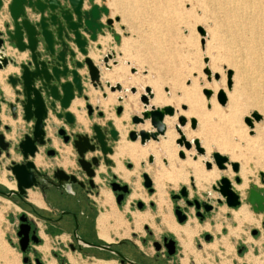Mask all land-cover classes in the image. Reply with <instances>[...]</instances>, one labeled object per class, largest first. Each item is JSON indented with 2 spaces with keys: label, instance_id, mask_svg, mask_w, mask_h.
I'll use <instances>...</instances> for the list:
<instances>
[{
  "label": "rangeland",
  "instance_id": "1",
  "mask_svg": "<svg viewBox=\"0 0 264 264\" xmlns=\"http://www.w3.org/2000/svg\"><path fill=\"white\" fill-rule=\"evenodd\" d=\"M104 1L108 5L110 16L113 19L118 17V20L114 21V23L117 31L120 33L118 34L120 39L118 42L114 43L112 47V50H114V53L116 54L117 64L114 65L112 62H108L111 64V68L106 70L104 66H102L101 71L113 75L111 78H105V80H108L112 83V85H114L115 82L120 83L122 90L119 92L117 90L110 92L109 88L105 85V81H103L101 84L105 89L106 96L103 97L102 92L99 88H97L96 90L98 91V94L95 96L96 98L93 104H96L97 102L95 101L97 100L107 101L109 96H117V93H120V97L122 96L124 99L128 96H131L132 98L135 97L138 106L134 107L133 111H138L142 108V103L138 97L140 93L144 92L143 87L149 86L153 93L154 87L157 85L166 99L178 100V102L174 104L171 102H169V104L177 111L184 114L188 110L189 102L186 99L181 100L182 92L193 90L194 94L192 95V99H196L198 101L199 107L197 115L186 116V118L193 116L197 122L195 129H190L189 122H187L186 126L188 130L193 133V136L188 139L197 138L199 141L202 140L205 143V145H203L204 154L199 155L193 145L188 150L183 146H179L175 141L178 136H175L172 140L174 149H176L177 152L179 148H182L186 151V154L183 158H181L176 153V158L174 159L178 161L186 159L191 161L198 160L202 162L201 165L203 170H210L211 168L206 169L204 161L210 160V153L212 151H218L221 154L228 155L230 161H237L239 163V171L237 173L232 172L229 165L225 170L217 169L214 164L212 166L220 173L229 170L231 173V182L235 187L234 190H236V192L240 195V204H249L246 201L249 187L256 185V187L264 189V1ZM199 27L204 29L203 35H201L199 31ZM241 34L249 35L251 42L245 43L244 41L237 39V37ZM256 38L259 39V43ZM97 46L98 45L91 43V48L89 49L90 52L95 51L97 57L96 61H98L99 58V53L96 52V48L99 49ZM105 48L106 50H111L108 46H105ZM204 58H207L206 63L204 62ZM205 67H208L210 70V80L207 79V76L204 73ZM131 68H134L135 70L131 72ZM228 69L232 70V75L234 72H237V78L232 80L231 88L229 90L226 86V71ZM213 73L219 74V78L217 80L213 78ZM116 75H119L120 77L117 78L115 77ZM121 76H123L126 80L125 83L122 81L123 79H121ZM134 78H140V80L134 82ZM85 87V91L88 88L94 90L88 82H85ZM131 87H135V93L130 91ZM202 88H209L212 90L213 94L209 100H206L205 95L202 93ZM219 89H223L224 92L230 94L231 97V99H229L226 95L227 101L223 106L217 102L215 97V94ZM13 96L14 93L11 91V98ZM116 96L114 98V102L107 101L104 108L100 107L103 110L102 117L94 114L92 117L93 119L91 118L87 121V130H90L89 126L92 123H99L100 125H103L106 121H113L114 117H116L120 118L121 125L126 130V139L130 140L127 132L134 128L135 124L132 122L131 116L129 118H124L122 117L123 113L120 115L116 114L115 106L121 104V101L117 100L119 95L117 97ZM213 102L215 106L226 109L227 106L230 108V104L233 102L232 107L230 108L232 110V116L229 120H227V114L212 111L211 103ZM208 103L210 104L209 106H207ZM181 104L186 105V110H183L180 107ZM252 111H257L262 118L258 122H253L252 133H250V128H248V126L244 123L243 118L244 116H251ZM51 117L56 120L53 115H51ZM8 118L12 119L10 115H8ZM12 120L14 121L12 122V125L15 124L14 126L16 131L14 130V132L10 135L16 138L20 135V129L23 127L24 121L19 115L17 121L14 119ZM173 121L168 127L177 134L174 128V125L177 123V119L174 117ZM161 136L163 135L158 136V139L161 138ZM119 139H121V133ZM158 139L153 141L158 142ZM137 142L139 143V140H137ZM117 143L118 142L114 145L116 146ZM60 149L63 151V148ZM205 149H207L208 152H205ZM64 150H66L64 153L65 156L68 154V157H70L68 152H71L73 155L75 154L71 147L69 150ZM193 155H196L197 159H194ZM16 156L17 155H14L12 152V157ZM147 157L144 161L139 162L138 169L134 174L132 173V175H135L136 178L128 179L131 182L133 181V189L135 188L138 193H141L140 197H143L147 206L146 209L142 211H139L136 207H134L131 214L134 212L146 215L151 214L150 216H146L142 224L145 222L149 223L152 226V231L157 236L159 231H164L165 228L157 222L160 217L158 218V216L155 215L157 214V206L151 198L155 189H153L152 193H148L141 183V172L142 170L144 171L145 165L156 168V164L153 161L148 162ZM122 159L125 158H121V161ZM174 159L172 158V161ZM160 162L163 166H166L167 164L166 161L163 160V157L160 159ZM73 166H75V164H73ZM242 169L249 171L245 180L240 173ZM220 175L225 174L221 173ZM235 175L240 178L239 183L234 182L233 177ZM219 176L214 179L208 187H206V189L202 190H198L195 185H191L190 175H188L186 182H179L177 184L178 186L167 183L165 186V190L167 189L166 196L170 203V216L174 223L178 224L173 213L175 202L174 199L170 197V194L177 192L180 186L184 185L188 188L190 195H195L197 193L200 197L204 198V192H208L210 195H213L212 197H217L219 195L217 191L212 189V185L217 181ZM129 177H131V175ZM243 180L245 184L243 186V190L240 192L236 186L240 185ZM6 182L10 183L8 181ZM137 183L140 185L139 188H136L135 186ZM135 198L136 196H130L128 198V202L134 201ZM148 201H152L155 208L151 209L148 206ZM177 203L180 206L184 204L182 199H179ZM6 207L7 206H3L2 210H0V219H2L3 209ZM218 208L220 209L212 212L209 217L204 219L202 222L199 221L193 214L188 217L189 220H196L199 225V230L192 237L189 243L192 247L193 253L192 251H187L186 253L187 256H189V260L187 261L186 259H183V262L186 260L187 264H244V259L248 258V254L243 257L241 254L236 252L230 239L226 241L224 248L221 249L216 243L212 244L211 241L205 242L202 238V231L206 228L214 234L216 242L218 236L215 231L219 230L221 225V219L218 215L220 213L222 214L221 210L225 209V205L219 206ZM126 209L131 210L128 204L124 206V211H121L120 213L123 216L124 221L128 224L127 226L132 228L133 221H130L131 217L125 214ZM191 211L193 212V209H191ZM247 212L250 221L238 222V226L230 227L232 224L231 221L225 219L226 222L224 225H227L237 231V234L234 236V240H238L240 237L243 240H247L246 244L248 245V253L252 259L254 258L257 260L256 264H264V230L261 225L264 212H261V214L255 213L252 211L251 207L250 211L247 208ZM210 220L213 221L216 228H213L210 225ZM5 225L6 223H4V226ZM205 225L207 227H205ZM6 226L9 228L8 230L1 229L3 233H11V227L8 225ZM255 226L259 231H262V235L260 239L252 240L249 228H253ZM140 233H144L142 228L140 229ZM225 233L226 230L222 232V234ZM0 234L2 233L0 232ZM127 236L129 239H132L130 232ZM7 238L8 236L4 237L3 242L7 252V259L12 264H36L34 261L35 255L42 261V255L30 251V253L27 254L30 262H23L22 257L24 255L19 250L18 240H9ZM251 240L252 243L249 242ZM261 242L262 245L260 246ZM198 243L201 244L199 245ZM219 243L223 242L219 241ZM253 243L261 248L260 252L252 250ZM51 246L55 247L56 245L52 244ZM59 249H57L56 246V250H54V252H61L62 250ZM92 249L94 248H91L90 251H92ZM182 251L183 250H179L176 259L177 261H179V257H182ZM98 252L100 255L107 256L105 250H100ZM52 256L55 257L53 253L47 255V257L51 258ZM69 257L70 261L74 264H98L96 259L85 258L80 254H70ZM191 257L195 260L190 261ZM232 257H234V259H232ZM46 259L48 260V258ZM156 261L158 264H167L161 259ZM0 264H4L1 257ZM113 264L115 263L113 262Z\"/></svg>",
  "mask_w": 264,
  "mask_h": 264
},
{
  "label": "water",
  "instance_id": "2",
  "mask_svg": "<svg viewBox=\"0 0 264 264\" xmlns=\"http://www.w3.org/2000/svg\"><path fill=\"white\" fill-rule=\"evenodd\" d=\"M95 0H86L88 8H83L84 0H0V19H2V26L0 28V70H4L8 65L17 67L16 73H9L5 76L6 84L9 85L14 97L10 101H6V106L9 110V115L12 119H16L18 115L23 121L28 123L33 122L31 134H25L23 138L14 143L13 150L18 152L23 161L11 162L9 167L12 176L16 181V190H11L6 193L7 196L11 194L22 195L25 194L26 189L37 184L35 175L38 171L34 166L31 158L38 145H43L45 142V126L50 121L51 126H55L54 120L49 115H53L56 119H64L71 127L74 124V116L70 111H67L70 100L74 95L80 96L83 93L84 82H88L94 89H102L100 81L101 67L104 66L106 70L111 68L109 60L112 64H117L114 52H107L98 58V64L94 63L89 56V49L91 43L96 42L98 35L104 33V29L109 30L114 21L110 16L108 6L102 1V4L94 2ZM102 14L105 16L104 21H101ZM201 35L204 34V29L199 27ZM115 40H119V36L115 35ZM6 46L16 50L18 53H25L23 60L17 62L16 59L6 53ZM207 62V58H204ZM135 69L131 68V72ZM83 71V72H82ZM204 73L207 79L210 80L211 73L208 67L204 68ZM232 70L226 71V86L231 88ZM213 78L218 79L219 74L213 73ZM110 91L120 90L121 86L116 83L110 86L108 82L105 83ZM130 91L135 93V88L131 87ZM139 100L143 105L140 115H132V122L137 125L148 120L151 129H133L128 132V138L131 141L139 140L140 144H144L149 139L157 140L159 135H163L166 126L163 122L165 115L172 116L174 108L166 105L159 108L149 107L148 100L153 96L150 87L144 88ZM202 93L206 100L212 96L213 92L209 88H202ZM0 103L5 102L4 92L0 87ZM102 96L106 94L102 92ZM216 100L220 105H224L227 101L226 94L223 89H219L215 94ZM11 98V97H10ZM87 97L85 96L84 99ZM121 101V98H117ZM210 104L208 103L207 106ZM87 115H91L93 107L85 104ZM182 109H186V105H181ZM1 109V106H0ZM122 111L121 105L115 106L116 114ZM98 116H102V111H97ZM261 115L257 111H252L251 116H244V123L250 128L252 133L253 122H258ZM189 122L190 129L196 128V119L190 117L187 119L183 115L177 117V123L174 125L179 137L175 139L179 146H184L185 149H190L192 144L196 152L204 154V148L200 146L199 140L193 138L191 141L187 140L181 132L183 127ZM9 131L11 126L9 124L2 125L0 118V153L1 150H7L9 141L4 139L5 134L1 130ZM108 136L102 130L98 123L90 125V132L72 134L71 145L76 155V165L86 174L91 177L93 175L92 166L97 165V157L92 156L86 159L87 152L99 151L104 156V163L111 164V160L106 158L107 154H112V148L107 144V140L116 141L117 130L112 121H107ZM57 133L62 135L64 130L59 127ZM69 136H64V141H67ZM178 156L183 158V151H178ZM196 158V155H193ZM148 162L153 161L152 155H148ZM215 165L219 170H225L227 165L230 166L232 172L239 171V163L237 161H230L228 155L221 154L218 151L210 153V160H206L204 165L206 169H210ZM62 174L63 172L58 169ZM66 177V176H65ZM71 181H75L74 175L68 176ZM143 186L149 192L153 190V183L150 176L143 171L141 173ZM58 178V177H57ZM60 179V178H58ZM191 185L194 186L193 179L190 177ZM235 183L240 182V178L235 175L233 177ZM212 189L217 191L218 195L215 198L216 203L224 202L228 207H237L240 205V195L233 188L231 179L225 175H220L217 181L212 185ZM115 190V187H112ZM185 197L187 204L194 203L198 208L202 206L205 211L212 208L209 201L198 202L195 198L193 201L189 200L188 189L181 185L178 192L170 194L172 199L177 197ZM209 199V198H208ZM210 200V199H209ZM212 200V199H211ZM119 202V199H117ZM246 201L249 203L251 209L255 213L264 212V189L252 185L248 189ZM138 205H141L139 202ZM174 215L177 222L181 223L186 220V215L181 213L178 207L174 209ZM22 223L16 232L18 237V245L20 252H24L28 247L29 240L33 243L39 241V237L34 233L29 236L30 224L27 222V217L22 214L19 216ZM264 229V217L261 221ZM256 233V229L252 231ZM79 246L94 247L99 250L112 252L121 258V263L124 262V257L116 250L111 249L109 243L95 244L86 240L78 239ZM171 248H168V253L174 251L172 245L174 241L171 240ZM158 249V245H155ZM23 262L28 261V256L22 257ZM36 264H43L39 258L34 259ZM128 263L137 264L130 260Z\"/></svg>",
  "mask_w": 264,
  "mask_h": 264
},
{
  "label": "flooded vegetation",
  "instance_id": "3",
  "mask_svg": "<svg viewBox=\"0 0 264 264\" xmlns=\"http://www.w3.org/2000/svg\"><path fill=\"white\" fill-rule=\"evenodd\" d=\"M19 54H23V53H19ZM17 62H19V61H17ZM17 70H18V68H17ZM16 72H13V73H16ZM3 80H4V82H6L5 77L3 78ZM4 84H6V83H4ZM83 85H84L83 93L80 96L74 95V98L72 100H70L69 106L67 108V111H70L74 116L73 126L71 127L62 118L52 120L55 123V126H51L50 125L51 120H48V122H47L48 124H46V126L44 127L45 128V142L43 145L37 146V149L34 153V156L31 158V160L33 161L34 166L37 169L39 174L35 175L37 184L35 186L28 188V189L37 188L40 191V193L43 195L44 199L48 203L56 202V203L63 205L64 208L58 210L57 212H53L51 215H48L44 212L37 210L35 206H30L32 214H28L26 211L21 210L18 213V215L15 217V220L12 219V222L14 223L13 224L14 235L17 239H18V237L16 235V232L19 229V225L22 223V221L19 219V216L22 214H24L27 217V220H28L27 222L30 224V228H29V232H28L29 236L33 233V230H34V233L39 237V241L37 243H33L31 240H29L28 247L26 248V250L24 252H21L24 256H27V254H29L30 251L35 253L34 245H37L40 243V241H41L40 233L41 232L42 233L43 232L44 233L49 232V225L55 226V231H56L57 235L67 234L69 236L70 240H69L68 244L65 245V248L67 250L78 251L79 253H82L84 255L85 254L87 255L88 253H92V254L96 255V253H99L98 252V251H100L99 249L94 248V247L79 246L77 243V240L82 239V240H86L89 242H93L95 244H99V242L98 243L95 242L94 239H100L97 236V228H96V216L98 214L97 200L100 197V187L102 185L106 186L111 191V193H112V194L110 193L111 198L113 195L115 204L119 209H122V207L127 203L128 198L130 196H132L134 191L136 193H138L136 191V189L135 188L133 189V187H132L133 181L131 182L130 180L123 179L122 177H120L118 174H116L113 171V168L115 167V161L112 159V155L114 154V151H115V145L114 144L119 141V137H120V133L118 132L117 129L116 130L118 133H117L116 141H112L110 139L107 140V144L110 145L112 148V154H107L106 158L111 160V164H105L104 163V156H102L99 151L87 152L85 154L86 159H89L92 156L97 157V165L92 166L93 175L91 177L86 176V174L78 167V165H76V155L75 154L74 155L69 154L71 159H70V157H68V154L66 156L64 155V153L66 151L64 149H68L69 146L72 148L71 139H72L73 133L80 132V133L91 134L90 130H87V128L84 129L81 127V125L76 120L75 114L70 110V107L72 105V101H74L75 98L80 99L83 102L82 106H80V105L75 106L79 112L82 111V109H84L86 111L85 104L86 103L90 104L89 96L85 91V88H86L85 82ZM7 86L9 88V85H7ZM0 87H1V85H0ZM9 90H11V89L9 88ZM103 90H102V92L105 93V91H103ZM85 96L87 97L86 99H84ZM0 97H1V94H0ZM4 97H5L4 98L5 102L0 103V106H1L0 118H1V120H2V116L8 117L9 110H8V107L6 106V101L12 100L14 96L11 99L10 97L5 96V94H4ZM119 105H121V104H119ZM91 106H93V105H91ZM94 110H95L96 115H97V111H101V109H98V108L94 109L93 108L91 115H87V113H86V117L88 119H90L92 117ZM122 111H123V107H122ZM122 111L117 115H120L122 113ZM132 115H139V114H132ZM49 116L51 117V114ZM99 117H102V116H99ZM8 123L9 122H7V121H2V125L8 124ZM112 123H113V121H112ZM138 124H140V123H138ZM9 125L11 126V124H9ZM32 125H33L32 121H29L28 123H26L24 121V125L20 129V135H18L16 138L12 137V135L10 136V134L12 133V126H11V129L9 131L3 130L2 126H1V130L5 134L4 139L9 140V141H11V140L13 141L12 143H9L7 150H1V153H0V159L1 160L0 161L5 162L7 159H9V161L4 165V170H6L8 172L5 174V177H6L7 181L14 184V187L8 188L0 182V196L7 198L8 200L13 201L19 207L24 206V204L26 202V196H27V190L28 189H26L25 194H22V195H15V194H11L10 196L6 195V193H8L9 191L16 190V181H15L14 177L12 176L9 167H10L12 161L19 162V163H21L23 161L20 154L13 150V147H14L13 145H15L14 143H17L18 141H20L25 134H31ZM135 126H134V128L130 129L129 131H131L133 129H137ZM59 127H62L64 130V133L62 135L57 133V130ZM101 127H102V130L105 133V135L108 136V138H109V135L107 134L108 129H109L107 127V121L105 124L101 125ZM89 129H90V126H89ZM128 132H127V134H128ZM64 136H69V139L67 141H64ZM13 138H15V139H13ZM125 138H126V134H125ZM129 141H131V140H129ZM135 141H137V140H135ZM135 141H131V142H135ZM59 147L63 148V151ZM12 152H13V154L19 155L20 158L18 160H15L12 157ZM61 153L63 154V156ZM38 155H39V158L41 159L42 162H46V160H50L49 163L48 164L41 163V166L37 167L35 165V160L38 157ZM41 155H43L42 158H41ZM148 155H152V154H148ZM63 157L67 158V160H68L65 168L63 166L55 163L56 158L63 160ZM152 157H153V155H152ZM163 160L166 161L165 158H163ZM153 161H154V158H153ZM73 164H75V166H73ZM121 164L123 166L124 171L130 173L129 176L131 175V177L128 176V179L129 178L130 179L136 178L135 175H132V173L134 174V172H133L134 163L130 159H128V158L122 159ZM101 165H103V167H104L103 169H100ZM58 169L61 170L63 173L61 174L58 171ZM0 171H2V169H0ZM69 175H74L76 180L71 181L70 178L68 177ZM57 177L60 179H58ZM97 177L99 178V181L96 180ZM141 183L143 186V181H141ZM113 186L115 187V190H112ZM144 188L148 191V189L146 187H144ZM153 189H154V187H153ZM152 192H153V190L150 193H152ZM148 193H149V191H148ZM205 196H206V194H205ZM187 198L189 200H192V201L195 198H197L198 202L209 201L212 204V208L208 211H205L202 206H199L197 208L194 203L187 204L185 197H182V196L177 197L174 199V202H175L174 205H175V207H178L181 210L182 214L186 215V220L184 222H181L178 224H184L191 214H193L199 221L202 222L204 219L208 218L212 212L216 211L219 206H222L223 204H225L224 202L216 203L213 199L211 200L210 197H209V199H210L209 200L207 198V196L202 198L198 194L190 195L189 190H188V197ZM117 199H119V202L117 201ZM179 199H182L184 202V204L182 206H180L177 203V201ZM112 202H113V198H112ZM139 202L141 203V205H138ZM148 202H149L148 206L151 209L155 208V205L152 201H148ZM82 205H84L85 210H79V207H81ZM128 206L131 210L134 209V207H136L139 211H142L146 208L147 205L145 204V201L143 200L142 197H136L134 199V201H129ZM175 207H174V209H175ZM237 207H233V208H237ZM174 209H173V213H174ZM191 209H193V212L191 211ZM135 213H139V212H135ZM126 214L130 217L129 212H127ZM139 214H141V213H139ZM175 219L177 221L176 216H175ZM123 226L128 227L125 223ZM97 227H98L99 234H100L101 230H100V227L98 226V223H97ZM118 227L119 226H117V228ZM143 228L145 231L143 236L137 235L136 232L131 231L132 239L131 238L130 239L129 238H122V239L117 240L116 242L109 243L111 249L118 251L124 257V262L121 264H127L128 263L127 260H130V261L137 263V264H158V263H156L157 262L156 260H158V259L164 260L165 263H167V264H180V262L177 261L176 259H177V254L179 253V250H182V249H180L181 245L179 244L178 239L175 237V235L172 232H170L168 230H164V231H160L158 233V235L156 236V234H154L152 229L147 224H145ZM254 229H256V233L253 234L252 231ZM250 232L252 235L256 236L259 234L260 231L257 228H253V229H251ZM202 238L204 239L205 242H210L212 240V235L208 231H204V232H202ZM135 239H138L142 246L150 247L151 252H149V253L143 252L141 250V248H139L138 244H136V242L134 241ZM171 240L174 241V245H172V248H174V251L171 254H169L168 248L169 249L171 248V243H170ZM156 244L158 245V249H156V247H155ZM198 244L200 245L201 243H198ZM91 248H94V249H92V251H90ZM95 250H97V251H95ZM237 250H238V252L242 253V252H244L245 248L243 245H239L237 247ZM181 254L183 255V253H181ZM33 255H35V254H33ZM54 255L56 256L58 254L56 252H54ZM36 257L37 256L35 255L34 259ZM37 258H39V257H37ZM117 258L119 260H121L120 257L117 256ZM27 262L28 263L30 262L29 258H28ZM128 264H131V263H128Z\"/></svg>",
  "mask_w": 264,
  "mask_h": 264
},
{
  "label": "bare ground",
  "instance_id": "4",
  "mask_svg": "<svg viewBox=\"0 0 264 264\" xmlns=\"http://www.w3.org/2000/svg\"><path fill=\"white\" fill-rule=\"evenodd\" d=\"M262 1H264V0H262ZM240 15H241V13H240ZM238 24H239V22H238ZM1 26H2V19H0V28H1ZM237 39H240L241 41H244L245 43L251 42L250 36L247 34L246 35L241 34L237 37ZM103 40H101V41L103 42ZM256 40L259 43V39L256 38ZM6 53L8 55L13 56L16 59V61L22 60L25 56L24 53L19 54L14 49H11L9 46H6ZM89 56L92 58L94 63L98 64V61H96L97 57H96L95 51L89 52ZM16 71H17L16 67H13L12 65H8L4 70H0V85H1V88H2L5 96H7V97H11V91L9 90L7 84H4L5 83L3 80L4 75L6 76V74H8V73H13ZM112 76L113 75H111L110 73L108 74L106 72L101 71L100 72V81L101 82L105 81V83L108 82L110 86H114L118 82H115L114 85H112V83H110L108 80H105V78L108 79V78H111ZM115 77L119 78L120 76L116 75ZM231 77H232V79H231V82H232V80L234 78H237V72H234L233 75H231ZM121 79H123L122 81H124V83L126 82V80L124 79L123 76H121ZM133 80H134V82H137V80H140V78H134ZM141 81L144 82L143 80H141ZM120 86H121V84H120ZM145 87H149V86H144L143 91H144ZM173 88H176V87H173ZM103 89L104 88L102 87V90ZM121 90H122V86H121V89L117 90V91L119 92ZM86 91H87V94L89 96L90 104L93 105V102L96 98L95 96L98 94V91L96 89L93 90L90 88H88ZM104 91H105V89H104ZM109 91H110V89H109ZM110 92H114V90L110 91ZM143 93H145V91ZM143 93H140L138 98H140V96ZM193 94H194L193 90H188V91L182 92L181 100L186 99L189 102L188 110H187V112H185L183 114V113H180L179 111H177L172 105L169 104V102L174 104V103L178 102V100L166 99L164 94H162V92L160 91L159 87L157 85H155L153 96L151 98H149L147 108H149V107L159 108V107H163L166 105L172 106L174 108V114L172 116L165 115L163 118V122H164L167 130L165 129L166 131L163 134V136H161V138H159V139L157 138L158 142H154L153 139H149L148 141H146V143L141 145L137 141L131 142V141L127 140L125 138L126 130L121 125L120 118L114 117V119H113V124H114L115 128L118 130L119 133H121V139H119L117 145L115 146V151H114V154L112 155V159L115 161V167L113 168V171L116 174H118L120 177H122L123 179L128 180V176L130 173L124 171L123 166L121 164V158H128L134 163L133 172L135 173L136 170L138 169L139 162L144 161L148 154L153 155V158H154L153 162L156 164V168L155 167L152 168L151 166L145 165L144 171L150 176L152 183H153V186H154V189H155V191L151 197L152 201L154 203H156V206H157V208H156L157 214H155V215H158L160 217V224L163 225V227L170 230L171 232H173L177 236V238H178V240L182 246V250L186 256H187V253H186L187 251H192V247L189 245V243H190V240L192 239V237L198 232L199 225L196 222V220H194V219H190V220L188 219L184 224H181V225L174 223V221L172 220V218L170 216V203H169V200L166 196L167 195V192H166L167 189L165 190V186L167 185V183H171L174 186H176L179 182H186L188 175H190V177H192V179H193L195 187L198 190H202V189H206V187H208V185L214 179H216L221 173L222 174L224 173L228 178H231L230 177L231 173L229 172V170H227L226 172L220 173L215 168H213V166L211 167L210 170H203L202 165H201L202 162H200L198 160L191 161L189 159H186L183 161H178V160L174 159V158H176L175 154L178 153L179 150L183 151L184 155L186 154V151H184L182 148H179L178 151L176 152V149H174V147L172 145V140L175 136L179 137V135H177L178 133L176 134L175 132H173L168 126L171 124L174 117L177 119V117L179 115H183L186 117L189 115H197L198 114L197 110L199 107V103L196 99H192ZM226 95H227V98L231 99L230 94L226 93ZM115 96L114 95L109 96L107 101L114 102ZM117 96L120 97V93H117ZM120 98L122 100L121 105L123 107V111H122L123 116L122 117L129 118L130 116H132V114H139L140 115L139 112L142 111L143 105H142V108L140 110L133 111L134 110L133 108L138 106L136 103L135 97L132 98L131 96H128L126 99H124L121 96ZM107 101L100 100L99 106L104 108V105L107 104ZM82 104H83L82 101L74 100V101H72V105L70 107V110L75 114L76 120L81 125V127L86 129L87 128V119L85 117L84 110L82 109V111L79 112L77 110V108L75 107L76 105L82 106ZM232 104H233V102H231L230 108L232 107ZM181 105H183V104H181ZM181 105H180V107H181ZM211 108H212V111H214V112L227 114V120H229L230 117L232 116V113H231L232 110L228 106H227V109L226 108H219V107L215 106V104L213 102V103H211ZM190 117H193V116H190ZM189 118H187V119H189ZM2 121H7V122H9L8 124H12V122H13L10 118L4 117V116H2ZM186 125H187V123L183 127H181V132L184 134V136L187 140L191 141L193 138L192 139H188V138L192 137L193 133L188 130ZM135 127L137 129H145V130L151 129V126H150L148 120L144 121L143 123L136 125ZM199 142H200V145L202 147H203V145H205V143L202 140H200ZM205 152H208V150L205 149ZM162 157L165 158L167 161L166 166H163L160 162V159ZM172 158L174 159L173 161H172ZM196 159H197V156H196ZM67 162H68L67 158H64L63 165L66 166ZM36 163H38V165H39L43 162L41 161V159L39 157H37ZM227 167H228V165H227ZM240 173L242 174V177L245 180L247 178V175L249 174V171L242 169L240 171ZM244 180L240 185L236 186V188L240 192L243 190V186L245 184ZM0 181L3 183H6V185L8 184V186L10 188L14 187V184L7 183L3 177L0 178ZM135 186H136V188L140 187L139 183H137ZM101 193L103 194L102 196H104L103 202L107 203V202L111 201V204H113L110 192L108 190L107 191L102 190ZM140 195H141L140 193H136L135 191L132 194V196H136V197L137 196L140 197ZM30 199L33 202H35L36 204L41 203L40 200L38 199V197L35 196V194L31 193V192H30ZM233 211H234L233 212L234 219H236L237 222L240 223L243 221H250L249 215L247 214L248 212H247L246 206L242 205V206L238 207V209H235ZM147 215L150 216L151 214L150 215L147 214ZM147 215L146 214L133 213L134 228L135 229H141V223L145 220ZM110 217H112L114 219V222H115L113 227L124 225V222L120 218L119 213L114 208V205H113V209L110 213L100 214L99 217L97 218V223H98V226L100 227V230H101L99 235H100V238H103L106 242H109L112 239L106 233V230H107L106 224L108 223L107 221ZM205 227H207V226L205 225ZM124 230L125 231H124V233H122V235L128 234V230H129L128 227H125ZM236 234H237V231H235L232 228L229 229V235L235 236ZM192 253H193V251H192ZM0 257H1V259H3L4 264H12L7 259V252H6L4 242H3L2 234H0ZM186 258L187 257H185L184 259H186ZM97 261H98V264H113V262L106 261V260L105 261L97 260Z\"/></svg>",
  "mask_w": 264,
  "mask_h": 264
},
{
  "label": "crops",
  "instance_id": "5",
  "mask_svg": "<svg viewBox=\"0 0 264 264\" xmlns=\"http://www.w3.org/2000/svg\"><path fill=\"white\" fill-rule=\"evenodd\" d=\"M95 3H98V4H102V1L101 0H95L94 1ZM104 3L106 4V2L104 1ZM107 5V4H106ZM108 6V5H107ZM83 8H88V3L86 2V0H84V3H83ZM104 19H105V16L102 14V16H101V21H104ZM118 35V34H120L118 31H117V28H116V25H115V23L113 22V24H112V26H111V28L109 29V30H107V29H104V33L102 34V35H98V38H97V40H96V42H93L95 45H98L97 47H99V49L98 48H96V52H98L97 54H98V57H101V55H103V54H106L107 52H114V50H112V47H113V45H114V43H116V42H118V41H116L115 40V35ZM119 36V35H118ZM104 39V40H103ZM120 39V38H119ZM101 40H103V42L101 41ZM105 46L107 47H110L109 49H111L110 51L109 50H106V48H105ZM116 55V54H115ZM115 59H116V57H115ZM109 62H111V60H109ZM10 88V87H9ZM95 90V89H94ZM100 91L102 92V89H100ZM86 93H87V91H86ZM74 100H80V99H74ZM80 101H82V100H80ZM90 102V101H89ZM95 102H97L96 104L94 103L93 104V108L94 109H96V108H98V109H101V111L103 112V110H102V108H100V106H99V101L97 100V101H95ZM84 110V109H83ZM84 114H85V117H86V111L84 110ZM94 114H96L95 113V110H94V112H93V115ZM93 115H92V117H93ZM91 117V118H92ZM18 118V117H17ZM90 118V119H91ZM86 119H87V121H89L90 119H88L87 117H86ZM93 119V118H92ZM15 121H17V119H15ZM14 122V121H13ZM99 124V123H98ZM15 125V124H14ZM14 125H12L11 124V126H13V128H12V132H14V130H15V126ZM16 131V130H15ZM56 144V143H55ZM70 149V146H69V148H68V150ZM69 154H72L71 152H68ZM15 155V154H14ZM17 155V154H16ZM61 155V154H60ZM42 156L43 155H41V158H42ZM63 156V155H62ZM38 157H39V155H38ZM15 160H18L19 158H20V156L19 155H17L16 157H13ZM1 160V159H0ZM9 161V159H7L5 162H1L0 161V169H2V171H0V177H4L5 178V180L7 181V179H6V177H5V174L6 173H8L6 170H4V165L7 163ZM49 161L50 160H46V162H43V164H48L49 163ZM59 161V162H58ZM63 161H64V157H63V160L62 159H55V163H57L58 165H61V166H63L64 168H65V165H63ZM35 165L37 166V167H40L41 166V164H39L38 165V163H36V160H35ZM104 167H103V165H101L100 166V169H103ZM96 180H98L99 181V178L97 177L96 178ZM1 182V181H0ZM9 182V181H8ZM2 184H4L6 187H8V188H10L9 186H8V184L6 185V183H3V182H1ZM11 183V182H10ZM13 184V183H12ZM233 188H235L234 187V185H233ZM102 190H108V191H110L106 186H101L100 187V193H101V191ZM30 192L31 193H34L35 194V196H37L38 198H39V200H40V204H36L35 202H33L31 199H30ZM110 193H111V191H110ZM190 193V192H189ZM112 194V193H111ZM197 194V193H196ZM205 194H206V196H207V198H211V199H213V200H215V198L216 197H212V195H210V193H208V192H204V197H206L205 196ZM103 194L101 193L100 194V197H99V199L97 200V206H98V214H97V216H96V228H97V236L100 238V236H99V230H98V227H97V218H98V216L101 214V213H110L111 211H112V209H113V205H114V208L117 210V212L119 213V215H120V218L124 221V219H123V216L121 215V211H124V206H126L127 204L129 205V202L128 203H126L123 207H122V209H119L117 206H116V204H115V201H114V197H113V195H112V198H113V204H111V201L110 202H107V203H105V202H103V199H104V196H102ZM102 199V200H101ZM6 202H8V203H6ZM225 204H223L222 206H224ZM242 205H245V206H247V208L249 209V211H250V206H249V204H243V203H241L238 207H240V206H242ZM3 206H7L5 209H3V211H2V219H0V232L2 233V236H3V238L4 237H7L8 236V238L7 239H9V240H18L16 237H15V235H14V226H13V222H12V219H14L15 220V217L18 215V213L21 211V210H24V211H26L28 214H32L31 213V209H30V206H35L36 207V209L37 210H39V211H41V212H44V213H46V214H48V215H51L53 212H57L58 210H60V209H62V208H64V206L63 205H61V204H59V203H56V202H54V203H48L45 199H44V197H43V195L40 193V191L37 189V188H32V189H28L27 190V196H26V202H25V204H24V206H22V207H19L17 204H15L13 201H11V200H8L7 198H4V197H1L0 196V210H2V207ZM10 206V207H9ZM238 207L237 208H230V207H227L226 205H225V209H223V210H221L222 211V214L220 213L219 215H218V217L221 219V225H220V227H219V230H216L215 231V233H216V235L218 236V238L216 239V242H215V238H214V234L212 233V232H210L209 231V229H206V228H204L203 230L204 231H208L211 235H212V240H211V242H212V244H217V246H220V248L221 249H223L224 248V245L226 244V241L228 240V239H230L231 241H232V243H233V246H234V249L236 250V252L238 253V254H241L243 257H245V255L246 254H248L247 256H248V258L247 259H244V264H256V259H252V257L250 256V254L248 253V245L246 244L247 243V240L246 239H241V237L240 238H238V240H234V236H232V235H229V228L230 227H235V226H238V222L236 221V219H234V216H233V210H235V209H238ZM146 209V208H145ZM144 209V210H145ZM219 209V208H218ZM79 210H85V207H84V205H82L81 207H79ZM131 211L132 210H129V209H126V211H125V214L127 213V212H129V214H130V217H131V219H130V221L132 220L133 221V225H132V228L130 227V226H128V229H130V230H128V234H129V232H130V235H131V231H134V232H136L137 233V235H140V236H143L144 235V233H145V231H144V233H140V229H134V219H133V213L131 214ZM220 211V210H219ZM226 212V213H225ZM135 213V212H134ZM158 216V215H157ZM264 217V216H263ZM158 218H159V216H158ZM212 219V218H211ZM225 219H228V220H230L231 221V226L230 227H228L227 225H224V223L226 222V220ZM108 223L106 224V226H107V230H106V232H107V234L110 236V238H112L111 239V241H109V242H106L103 238H100V239H94V241L95 242H99V243H111V242H116L117 240H119V239H122V238H129L127 235L128 234H126V235H122V233H124V229H125V227L126 226H119L118 228L117 227H113L114 226V219L112 218V217H110L109 219H108V221H107ZM157 222H159V224H160V218L157 220ZM210 222L212 223H210V225L213 227V228H216L215 227V224L213 223V221L212 220H210ZM243 222H245V221H243ZM4 223H6V225H8V226H10L11 227V229H12V232L11 233H8V234H5V233H3V231L1 230V229H5V230H8V228L9 227H7L6 225L4 226ZM124 223L126 224V225H128L125 221H124ZM145 224H147L151 229H152V226L149 224V223H147V222H145V223H143V224H141V228L144 230V225ZM162 227H163V225H161ZM163 228H165V227H163ZM253 228H256V226L255 227H253ZM252 227H250L249 228V231H251V229H253ZM165 230H168V229H166L165 228ZM226 230V233L225 234H222V232H224ZM168 231H170V230H168ZM204 231H202V232H204ZM160 232V231H159ZM171 232V231H170ZM262 231H260L259 232V234L258 235H252L251 234V232H250V234H251V237H252V240L253 239H260L261 238V235H262V233H261ZM173 233V232H172ZM174 234V233H173ZM175 235V234H174ZM40 236H41V241H40V243L39 244H37V245H34V250H35V253H39L40 255H42L41 256V259H42V261L44 262L43 264H74L72 261H70V257H69V255L70 254H80V255H83L85 258H94V259H96V260H101V261H110V262H114L115 264H121V262H120V260L117 258V256L115 255V254H113L112 252H108V251H106L105 253L107 254V256H103V255H100V253H96V255H94V254H92V253H88L87 255L85 254H82V253H79L78 251H71V250H67L66 248H65V245L66 244H68V242H69V236L67 235V234H61V235H57L56 234V231H55V226H53V225H49V232L48 233H40ZM119 236V237H118ZM14 237V238H13ZM175 237L177 238V236L175 235ZM226 237V238H225ZM178 239V238H177ZM222 239V240H221ZM138 239H135L134 241L136 242V244H138V246H139V248H141V250L142 251H144V252H146V253H149V252H151V251H148V250H151V248L150 247H144V246H142L141 244H139V240L137 241ZM252 240L251 241H249L250 243H252ZM179 241V240H178ZM219 241L220 242H223V243H219ZM49 242H50V245H49ZM53 245H56L57 246V249H61L62 251L61 252H56L58 255H56L55 257H53L52 256V258L51 257H47V255H49V254H51V253H53V255H54V250H56V246L55 247H52L51 245L52 244ZM179 244H180V242H179ZM236 244V245H235ZM181 245V244H180ZM239 245H243L244 246V248H245V250H244V252H242V253H240V252H238V250H237V247L239 246ZM262 245V242H261V244H260V246ZM45 246V247H44ZM50 246V247H49ZM236 246V247H235ZM181 248H182V246H181ZM59 249V250H60ZM260 247H258L256 244H254L253 243V248H252V250L254 251L255 250V252H260ZM69 252V255H68V252ZM182 253H183V255H182V257H179V262H180V264H187L186 262L189 260V256H186L185 255V253L182 251ZM185 255V256H184ZM100 257V258H99ZM102 257V258H101ZM185 257H187L186 258V260L183 262L182 260L185 258ZM46 258H48V260L46 259ZM232 259H234V257H232ZM191 260H195L194 258H190V261ZM97 262V261H96ZM196 262V261H195ZM199 262H200V260H199ZM96 264V263H95ZM128 264V263H127Z\"/></svg>",
  "mask_w": 264,
  "mask_h": 264
}]
</instances>
